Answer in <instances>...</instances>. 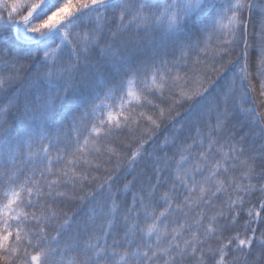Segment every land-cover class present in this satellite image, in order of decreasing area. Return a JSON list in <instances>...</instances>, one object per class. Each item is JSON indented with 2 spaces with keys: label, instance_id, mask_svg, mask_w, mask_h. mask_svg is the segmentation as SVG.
Returning <instances> with one entry per match:
<instances>
[{
  "label": "snow or ice",
  "instance_id": "1",
  "mask_svg": "<svg viewBox=\"0 0 264 264\" xmlns=\"http://www.w3.org/2000/svg\"><path fill=\"white\" fill-rule=\"evenodd\" d=\"M0 264H264V0H0Z\"/></svg>",
  "mask_w": 264,
  "mask_h": 264
}]
</instances>
